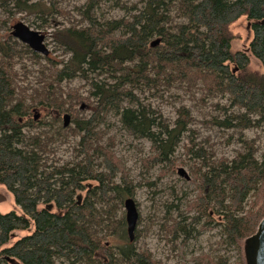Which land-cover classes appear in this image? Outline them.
<instances>
[{
	"label": "trees",
	"instance_id": "16d2710c",
	"mask_svg": "<svg viewBox=\"0 0 264 264\" xmlns=\"http://www.w3.org/2000/svg\"><path fill=\"white\" fill-rule=\"evenodd\" d=\"M101 2L85 0L75 9L78 21L53 27L58 57L36 53L10 34L16 12L68 18L57 0H0V14L7 15L0 18V184L24 212L0 211V264H10L4 256L20 264H162L127 232L118 212L137 186L96 128L104 115L117 116L123 129L150 141L143 162L148 171L163 165L162 178L184 164L176 151L192 115L183 106L169 124L137 91L201 82L237 109L217 119L219 126L244 132L264 122V72L251 70L249 55L264 69V0H139L120 4L121 16L99 13ZM242 17L252 32L245 51L233 49L231 30ZM29 69L37 80L26 77ZM76 77L86 95L63 89ZM79 104L90 107L89 116L78 117ZM36 110L51 118H34ZM63 112L73 127L63 126ZM70 137L77 139L75 157L61 162L57 149ZM186 151L197 160V193L186 202L195 215L170 219V240L186 245L196 225L198 232L220 225L222 244L236 247L239 259L204 255L200 262L248 264L243 243L264 218V149L258 155L251 141L232 159L212 158L203 147ZM19 231L28 233L18 237Z\"/></svg>",
	"mask_w": 264,
	"mask_h": 264
},
{
	"label": "rangeland",
	"instance_id": "374dc122",
	"mask_svg": "<svg viewBox=\"0 0 264 264\" xmlns=\"http://www.w3.org/2000/svg\"><path fill=\"white\" fill-rule=\"evenodd\" d=\"M84 1L57 0L58 6L65 10L64 15L68 18L55 13L45 16V20H42L35 14L28 15L25 12H16L11 20V25L17 21H22L32 29L43 32L45 34V44L50 51L49 54L59 57L62 52L56 49L52 41L50 36L52 29L56 24L67 23V19L72 23L78 21L79 15L75 9ZM138 1L102 0L99 13H104L106 16H121L123 12L119 8L120 4L130 6ZM6 17L7 15L1 12L0 18L5 19ZM231 30L235 36L233 49L245 51L252 38V32L246 17H242L232 24ZM249 55L251 70L262 74L264 69L261 63L250 53ZM27 74L26 77H29L30 80H33V78L37 80L35 69L32 72L29 69ZM24 85L26 86L27 82ZM63 86V89L76 90L78 94L86 95L87 86L79 77L64 83ZM136 93L144 104L160 111L169 124L175 122L179 116L178 111L183 106L190 110L192 122L184 132L183 140L176 151V157L179 161H184V164L178 165L174 171H168L162 178H159V176L163 165L155 166L148 171L143 162V159L151 154L150 141L138 139L123 129L117 116L113 113L104 115L101 123L96 128L102 135L100 138L101 143L111 147L121 159L125 168L130 171L131 178L137 186L136 193L133 196L139 211V220L134 232L135 244L138 247L149 249L156 258L162 261V264H182L183 262L203 264L200 262V258H203L204 255L226 256L230 258L231 263L236 262L240 257V252L236 247L222 244L220 225L202 232H198L201 224L196 225V232H194L196 236L191 238L186 245L181 244L180 239L178 241L170 240L172 234L168 232L167 228L172 224L170 219H180V214L195 215L188 212L186 202L188 198L195 196L197 193L192 180V166L197 164V160L187 153L186 147L192 146L194 150L203 147L207 155L212 156V158L227 157L232 159L238 151L245 149V145L252 141L258 149V155H260L264 149V122L261 126L249 128L244 132L219 126L215 123L217 119H224L226 115L236 112L237 109L230 107L228 96L210 93L201 82L187 84L178 81L171 87L159 86L158 89H146L144 92L137 91ZM77 110L80 118L87 117L91 113V109L87 104H79ZM35 113L38 114V118L44 120L51 118L50 116L46 117L45 112L41 110H36ZM69 115L68 126L73 127V117L71 114ZM60 121L63 122V118H60ZM75 140L77 141L76 137H70L59 145L56 155L59 161L64 162L75 157V148H78ZM52 159V156L49 157L48 162H51ZM180 167L185 169L190 179H187L184 174H180ZM152 181L155 184L149 185L148 182ZM0 211H14L19 215L24 214L22 208L15 202L13 195L1 184ZM123 212L125 214L124 205H121L118 213L122 214ZM27 233V231H19L18 237ZM245 242L242 247L243 253Z\"/></svg>",
	"mask_w": 264,
	"mask_h": 264
},
{
	"label": "water",
	"instance_id": "95a60500",
	"mask_svg": "<svg viewBox=\"0 0 264 264\" xmlns=\"http://www.w3.org/2000/svg\"><path fill=\"white\" fill-rule=\"evenodd\" d=\"M11 36L27 45L32 51L42 54L44 56L49 55V49L45 44V34L39 30H34L22 21H17L11 25ZM233 71H236L233 69ZM38 114L35 113L34 118H37ZM63 126L69 125L70 115L65 112L62 115ZM180 174H184L187 179L190 176L183 167L179 168ZM125 209V221L127 224V232L131 239L134 238V232L137 228L139 220V211L136 201L133 197L126 198L124 200ZM246 259L248 264H264V218L261 221L257 232L246 240ZM10 264H20L13 257L4 256Z\"/></svg>",
	"mask_w": 264,
	"mask_h": 264
}]
</instances>
